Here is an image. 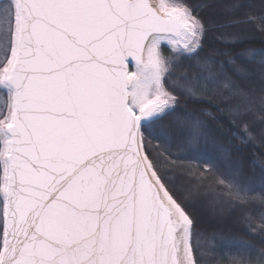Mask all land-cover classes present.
<instances>
[{
    "label": "snow or ice",
    "instance_id": "obj_1",
    "mask_svg": "<svg viewBox=\"0 0 264 264\" xmlns=\"http://www.w3.org/2000/svg\"><path fill=\"white\" fill-rule=\"evenodd\" d=\"M193 12L0 0V264H198L193 220L146 150L178 103L165 85L193 91L186 72L173 79L199 56ZM254 252L243 264H264Z\"/></svg>",
    "mask_w": 264,
    "mask_h": 264
},
{
    "label": "trees",
    "instance_id": "obj_2",
    "mask_svg": "<svg viewBox=\"0 0 264 264\" xmlns=\"http://www.w3.org/2000/svg\"><path fill=\"white\" fill-rule=\"evenodd\" d=\"M170 1L192 7L206 30L199 56L180 57L173 76L186 72L193 91L165 85L178 103L146 150L193 220L198 264H243L264 249V0Z\"/></svg>",
    "mask_w": 264,
    "mask_h": 264
},
{
    "label": "rangeland",
    "instance_id": "obj_3",
    "mask_svg": "<svg viewBox=\"0 0 264 264\" xmlns=\"http://www.w3.org/2000/svg\"><path fill=\"white\" fill-rule=\"evenodd\" d=\"M154 1L157 2V0H154ZM169 2H172V1L169 0ZM162 46H163V45H162ZM131 67H132V65H130V68H131Z\"/></svg>",
    "mask_w": 264,
    "mask_h": 264
},
{
    "label": "water",
    "instance_id": "obj_4",
    "mask_svg": "<svg viewBox=\"0 0 264 264\" xmlns=\"http://www.w3.org/2000/svg\"><path fill=\"white\" fill-rule=\"evenodd\" d=\"M155 2V1H154Z\"/></svg>",
    "mask_w": 264,
    "mask_h": 264
}]
</instances>
